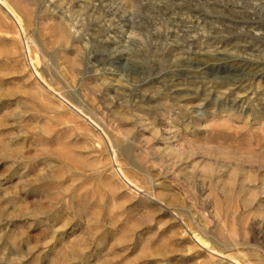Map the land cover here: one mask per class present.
<instances>
[{
  "label": "rangeland",
  "instance_id": "obj_1",
  "mask_svg": "<svg viewBox=\"0 0 264 264\" xmlns=\"http://www.w3.org/2000/svg\"><path fill=\"white\" fill-rule=\"evenodd\" d=\"M0 264H264V0H0Z\"/></svg>",
  "mask_w": 264,
  "mask_h": 264
}]
</instances>
